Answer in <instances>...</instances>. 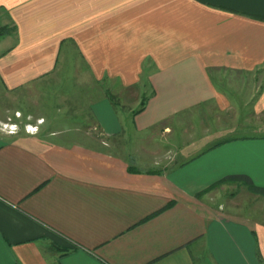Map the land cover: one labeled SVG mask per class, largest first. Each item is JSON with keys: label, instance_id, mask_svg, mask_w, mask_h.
<instances>
[{"label": "crops", "instance_id": "1", "mask_svg": "<svg viewBox=\"0 0 264 264\" xmlns=\"http://www.w3.org/2000/svg\"><path fill=\"white\" fill-rule=\"evenodd\" d=\"M0 39V98L73 55L109 148L0 131V264H264V135L173 134L233 107L220 71L252 77L264 108V0H0Z\"/></svg>", "mask_w": 264, "mask_h": 264}, {"label": "rangeland", "instance_id": "2", "mask_svg": "<svg viewBox=\"0 0 264 264\" xmlns=\"http://www.w3.org/2000/svg\"><path fill=\"white\" fill-rule=\"evenodd\" d=\"M11 45L9 42L0 43V51ZM62 51L64 48L60 52ZM57 63V74L46 78L42 82L43 84L29 90L9 92L0 98V111L3 113L0 129H4V124H16L19 128L18 134H20L25 133L26 126H30L38 129L35 136L39 137L48 132L67 131L69 135L64 140L71 142L79 141V134L85 136L87 132L90 136H86L85 141L90 144L98 143L105 150L107 147L102 144V138L91 127L86 106L93 95L100 94L103 89L98 87V91H88L89 81L79 75V71L84 69L83 64L73 55L65 57L62 54ZM215 76L216 85L227 90L228 95L234 100L233 107L227 111H219L211 104L204 105L194 112H190V116H185L183 119H187V122L183 120V123L177 125L178 121H174L173 134L180 136L182 142L187 141V137L190 136L189 140H193L192 147L195 149L223 138L264 135V108L255 109L254 103L259 90L249 89L252 77L229 71H220ZM259 81L257 86L260 87ZM222 92L224 93V91ZM146 95L145 93V99ZM144 98L141 99V102L144 101ZM116 101L120 105L123 104L120 99H116ZM126 108L131 109L132 107ZM214 116H216L217 123ZM130 129L132 130L131 126ZM184 129L187 134H185L186 132L182 133ZM117 145V150H124L121 140ZM134 145L135 143L130 144L131 150ZM161 146L163 147L164 143ZM166 149V146L163 147V150L166 151ZM165 157L167 158V156ZM223 199L225 198L221 196L220 201ZM258 201V207L263 210L261 213H264V195L258 194Z\"/></svg>", "mask_w": 264, "mask_h": 264}, {"label": "clouds", "instance_id": "3", "mask_svg": "<svg viewBox=\"0 0 264 264\" xmlns=\"http://www.w3.org/2000/svg\"><path fill=\"white\" fill-rule=\"evenodd\" d=\"M0 131H3L6 135H14L19 131V128L18 126H13V129L11 132H9L7 128L0 129ZM25 131L29 134L35 135L38 129L34 127L26 126Z\"/></svg>", "mask_w": 264, "mask_h": 264}, {"label": "built area", "instance_id": "4", "mask_svg": "<svg viewBox=\"0 0 264 264\" xmlns=\"http://www.w3.org/2000/svg\"><path fill=\"white\" fill-rule=\"evenodd\" d=\"M13 126H17V125H16V124H4V128H5V127H6V128L8 127L7 130H8L9 132L12 131ZM25 132H26V131H25ZM17 133H18V132H17ZM17 133H16V134H17ZM26 133H27V132H26Z\"/></svg>", "mask_w": 264, "mask_h": 264}, {"label": "trees", "instance_id": "5", "mask_svg": "<svg viewBox=\"0 0 264 264\" xmlns=\"http://www.w3.org/2000/svg\"><path fill=\"white\" fill-rule=\"evenodd\" d=\"M143 108H144V101L141 102V106H140V108L137 109V110H135V111L133 112V114H138V113H140V112L143 110Z\"/></svg>", "mask_w": 264, "mask_h": 264}]
</instances>
